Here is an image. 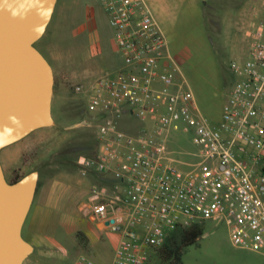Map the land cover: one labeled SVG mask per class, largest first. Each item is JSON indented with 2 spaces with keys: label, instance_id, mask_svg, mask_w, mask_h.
<instances>
[{
  "label": "built area",
  "instance_id": "obj_1",
  "mask_svg": "<svg viewBox=\"0 0 264 264\" xmlns=\"http://www.w3.org/2000/svg\"><path fill=\"white\" fill-rule=\"evenodd\" d=\"M114 30L123 65L88 86L87 111L98 120V150L80 155L84 175L108 174L79 210L119 232L109 264H148L180 227L219 217L232 242L264 252V0L249 58L231 65L238 78L220 122L211 123L185 89L181 67L147 0H97ZM140 120V126L133 129ZM123 122H131L126 128ZM186 125L195 158L170 148ZM71 264H100L86 253Z\"/></svg>",
  "mask_w": 264,
  "mask_h": 264
},
{
  "label": "rangeland",
  "instance_id": "obj_2",
  "mask_svg": "<svg viewBox=\"0 0 264 264\" xmlns=\"http://www.w3.org/2000/svg\"><path fill=\"white\" fill-rule=\"evenodd\" d=\"M147 2L168 39L170 53L181 67L185 89L193 95L200 112L211 123L220 122L224 103L238 78L231 65L249 58L254 31L262 15V1ZM35 45L54 68L55 122L0 152L8 180L37 170L40 192L49 191L48 188L58 181V192L63 194L47 223H42L45 217L36 209L40 194L34 198L23 234L32 238L28 225L36 216L37 234L46 245L39 246L32 240L36 250L29 256L31 264H71L77 255L85 253L86 243L79 236V232L84 233L82 222L89 224V231L104 238V250L109 256L117 246L119 232L105 229L102 224L100 229V221L81 212L79 204L96 188H105L110 194L114 183L108 174L84 175L78 166L80 155L95 154L98 120L86 110L87 94L75 92L73 85L85 84L87 80L90 84L98 76L115 72L123 65L114 30L97 0H58L44 35ZM135 123L133 129L140 126V120ZM130 124L123 122L122 127ZM168 145L180 149L187 160L195 158L194 153L198 151L186 125L171 131ZM18 150L20 158L13 171L7 166L5 155ZM63 214L65 218L71 217L72 225L58 223ZM73 241L76 242L74 249L70 245ZM91 257L102 262V258L93 254ZM148 264H155V260L150 259ZM182 264H264V254L235 245L227 223L216 217L203 223V235L186 247Z\"/></svg>",
  "mask_w": 264,
  "mask_h": 264
},
{
  "label": "water",
  "instance_id": "obj_3",
  "mask_svg": "<svg viewBox=\"0 0 264 264\" xmlns=\"http://www.w3.org/2000/svg\"><path fill=\"white\" fill-rule=\"evenodd\" d=\"M58 0H0V152L54 124V68L35 43ZM39 186L33 170L10 182L0 158V264H23L34 252L23 227Z\"/></svg>",
  "mask_w": 264,
  "mask_h": 264
},
{
  "label": "crops",
  "instance_id": "obj_4",
  "mask_svg": "<svg viewBox=\"0 0 264 264\" xmlns=\"http://www.w3.org/2000/svg\"><path fill=\"white\" fill-rule=\"evenodd\" d=\"M151 8V7H150ZM151 11L153 12L154 14V11L152 10L151 8ZM155 16V14H154ZM86 86L89 85V80H87V82L85 83ZM16 143V142H15ZM15 143L9 145V146H12L14 145ZM7 146V147H9ZM5 147V148H7ZM5 148H3L2 150H4ZM1 150V151H2ZM6 157V163H7V166H9L13 171L16 169V166L19 162V158H20V152L19 150L16 152V153H8L5 155ZM5 165L4 162H3V166L5 168ZM58 181L54 182L52 184V186H50L49 191L47 189H44V191L40 192V189H38V193H36L35 195V198L37 197V194H40V203L39 205L36 207V209L38 208L42 215H44L43 217H45L42 221V223H47L48 219L50 218V216L53 214V211H55L54 207H58V203L60 201V199L63 197V194L62 193H59L58 192ZM47 190V191H46ZM40 192V193H39ZM34 202H35V199H34ZM52 202H54L53 206H52ZM31 214V211L29 213V215ZM46 215V216H45ZM49 215V216H48ZM29 218V216H28ZM35 218L36 216L33 217V219L30 220L29 222V225H28V230H29V233L31 235V239L30 238H27L32 244V240H35L37 242V244H39V246H44L46 245L45 241L41 240L38 236V232H37V227H35ZM58 223L61 225V226H68V225H72L73 222L71 220V217H64V214L62 217H60V220L58 221ZM82 225V230L84 232V235L85 237L87 238V242L86 243V249H85V253L88 254L89 256H91L92 254L95 256V257H99V258H102V262H98L100 264H109L114 256V252L113 254H110L108 256V253L106 252V250H104V243H105V240L104 238H102L100 235L96 234L95 232L93 231H89V224H87L86 222H82L81 223ZM101 223H98V226L99 228L101 229ZM27 225V220L24 224V228L25 226ZM231 238V237H230ZM34 245V244H33ZM71 246H73V249L74 247H76V242L73 241L71 244ZM35 247V245H34ZM72 249V248H70ZM36 250V247L34 249V252ZM255 252H260L262 254H264V252H261V251H255ZM31 257H28L23 264H31V260L30 259Z\"/></svg>",
  "mask_w": 264,
  "mask_h": 264
},
{
  "label": "trees",
  "instance_id": "obj_5",
  "mask_svg": "<svg viewBox=\"0 0 264 264\" xmlns=\"http://www.w3.org/2000/svg\"><path fill=\"white\" fill-rule=\"evenodd\" d=\"M98 145L99 141L97 138L95 154L98 150ZM22 176L23 175H16L11 182L20 179ZM202 235L203 224L196 223L188 227H180L168 236L163 246L151 252L149 261L150 259L155 260V264H182V257L186 247L195 243ZM79 236H81L84 242H87L84 233L79 232Z\"/></svg>",
  "mask_w": 264,
  "mask_h": 264
},
{
  "label": "flooded vegetation",
  "instance_id": "obj_6",
  "mask_svg": "<svg viewBox=\"0 0 264 264\" xmlns=\"http://www.w3.org/2000/svg\"><path fill=\"white\" fill-rule=\"evenodd\" d=\"M1 158V157H0ZM1 162H2V165H3V160H2V158H1ZM3 168H4V166H3ZM4 171H5V175L7 174L6 173V170H5V168H4ZM7 176V175H6ZM9 181L11 182V179H9ZM27 238V237H26Z\"/></svg>",
  "mask_w": 264,
  "mask_h": 264
},
{
  "label": "bare ground",
  "instance_id": "obj_7",
  "mask_svg": "<svg viewBox=\"0 0 264 264\" xmlns=\"http://www.w3.org/2000/svg\"><path fill=\"white\" fill-rule=\"evenodd\" d=\"M7 147V146H6Z\"/></svg>",
  "mask_w": 264,
  "mask_h": 264
}]
</instances>
